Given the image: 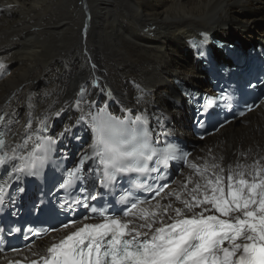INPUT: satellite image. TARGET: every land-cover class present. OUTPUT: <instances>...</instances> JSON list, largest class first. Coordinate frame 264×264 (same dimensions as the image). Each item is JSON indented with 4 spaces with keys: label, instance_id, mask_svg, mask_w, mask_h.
I'll list each match as a JSON object with an SVG mask.
<instances>
[{
    "label": "bare ground",
    "instance_id": "6f19581e",
    "mask_svg": "<svg viewBox=\"0 0 264 264\" xmlns=\"http://www.w3.org/2000/svg\"><path fill=\"white\" fill-rule=\"evenodd\" d=\"M222 36L264 47V0H0L2 153L25 156L37 135L56 137L75 123L79 112L74 105L82 88L85 100L97 101L96 108L105 107L115 116H121L122 107L133 108V116L146 112L150 129L161 133L159 139L164 133L192 137L193 110L178 83L203 91L213 88L189 40ZM139 90L144 96L137 104ZM45 122L47 128L39 131ZM91 142L90 129L78 127L53 153L75 160ZM213 156L223 157L224 166L264 158V101L205 138L190 152L189 163L203 165ZM19 162L0 167V180H10ZM182 172L188 175L192 169L185 164ZM181 173L166 190L180 189ZM21 176L24 181L29 175ZM57 236L15 253L14 260L43 255ZM6 260L0 257V264Z\"/></svg>",
    "mask_w": 264,
    "mask_h": 264
},
{
    "label": "snow or ice",
    "instance_id": "6c2138e0",
    "mask_svg": "<svg viewBox=\"0 0 264 264\" xmlns=\"http://www.w3.org/2000/svg\"><path fill=\"white\" fill-rule=\"evenodd\" d=\"M98 85L94 79L93 87ZM84 93L82 88L76 96L75 123L56 137L37 135L25 156L0 155V167L19 159L9 174L18 180L20 175H36L57 144L74 136L76 128L87 126L91 132L92 142L78 163L63 172L59 185L61 190L79 192L61 208L71 212L83 207L89 215L53 229L64 234L53 238L45 254L31 264H264V158L227 166L223 157L214 156L203 165L189 163L190 154L178 143L158 146L161 133L150 129L146 112L133 116V108L122 107L121 116H114L105 107L96 108L97 101L85 100ZM143 96L139 90L137 104ZM226 100L223 95L208 98L202 108L206 112ZM46 128L45 122L39 131ZM4 145L0 138V148ZM170 161H182L192 169L188 175L181 173L179 190L166 191V183L159 186L166 176L161 168ZM153 174L155 189L144 179ZM137 189L155 195L151 200L137 199ZM93 219L97 222H89Z\"/></svg>",
    "mask_w": 264,
    "mask_h": 264
},
{
    "label": "rangeland",
    "instance_id": "374dc122",
    "mask_svg": "<svg viewBox=\"0 0 264 264\" xmlns=\"http://www.w3.org/2000/svg\"><path fill=\"white\" fill-rule=\"evenodd\" d=\"M232 36V35H231ZM235 39V38H234ZM246 41H248V39H244V38H240V42H242L243 44H245L246 43ZM249 41H251V40H249ZM254 42H257V41H254ZM253 43V42H252ZM188 102V101H187ZM217 135V134H216ZM215 136V135H214ZM192 139H194V140H197V141H199V143H198V145L197 146H195L196 148L199 146V144L200 143H202L200 140H198V139H195V138H192ZM209 139V138H208ZM203 141V140H202ZM195 148V149H196ZM69 159V158H68Z\"/></svg>",
    "mask_w": 264,
    "mask_h": 264
},
{
    "label": "water",
    "instance_id": "95a60500",
    "mask_svg": "<svg viewBox=\"0 0 264 264\" xmlns=\"http://www.w3.org/2000/svg\"><path fill=\"white\" fill-rule=\"evenodd\" d=\"M197 143H199V142H198V141H194V142H192V144H197ZM190 149L192 150L193 147H190Z\"/></svg>",
    "mask_w": 264,
    "mask_h": 264
}]
</instances>
